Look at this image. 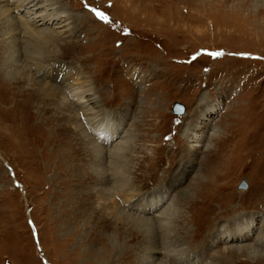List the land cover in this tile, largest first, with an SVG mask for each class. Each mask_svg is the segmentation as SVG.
<instances>
[{
    "label": "rangeland",
    "instance_id": "374dc122",
    "mask_svg": "<svg viewBox=\"0 0 264 264\" xmlns=\"http://www.w3.org/2000/svg\"><path fill=\"white\" fill-rule=\"evenodd\" d=\"M47 3L51 5L37 9L40 15L53 16V8L56 15H69L66 27L50 29V38L28 40V33L9 28L6 15L0 14V63L7 66L0 74V264H73L62 257L73 249L74 238L69 240V229L57 230L54 219L66 206L77 207L71 204L74 194L87 200V213L91 207L111 208L115 203L119 213L138 219L128 223L143 235H148L147 222L169 208L178 216L173 223L187 217L182 223L188 229L180 231L181 243L174 252L176 259L187 254L183 264H264L236 250L251 247L264 233V0ZM172 11L174 17L168 18ZM14 38L19 42L15 49L3 47L1 40ZM13 51L16 56H11ZM11 61L17 65V79L7 81L14 78ZM60 73L67 74V80L79 76L90 81L102 111V120L92 122L94 128L102 124L117 132L105 143L89 129L97 148L90 160L79 154L78 162L91 172V178L83 176L86 180L79 182L69 165L83 146L75 131L86 119L75 110L65 112L68 117L60 113L59 102L45 109V102L20 90L29 80L57 86ZM174 102L183 106L179 116L172 111ZM118 144L117 157L97 154L100 147L108 151ZM114 165L121 172L120 182L109 176L108 182L99 183L93 168L105 171V181ZM242 181L245 188H240ZM101 186L105 197L99 195ZM116 188L123 197L113 194ZM219 213L224 217H216ZM99 214L97 233L107 237L122 231ZM84 218L76 221L79 226ZM84 231L77 229L72 236L78 240ZM220 232L226 240L208 245ZM244 233L248 237L240 238ZM138 246L132 263L148 264L150 255ZM156 250L149 264H180L165 249Z\"/></svg>",
    "mask_w": 264,
    "mask_h": 264
},
{
    "label": "bare ground",
    "instance_id": "6f19581e",
    "mask_svg": "<svg viewBox=\"0 0 264 264\" xmlns=\"http://www.w3.org/2000/svg\"><path fill=\"white\" fill-rule=\"evenodd\" d=\"M47 1L48 0H4V2L0 3V14L1 15H6L7 18H5L6 19L5 21L7 22V24H9V26L7 25L9 28H10V26H12L13 28L16 27V30L17 29H22L23 32L28 33L27 34V35H29L28 40H31L32 41V40H36V39H39V38H50V37H53L54 36L53 33L50 31V29H52L53 27L55 28L57 26L58 27H60V26H65L66 27V25H67L66 21H67V19H69V15L68 14H66V15H63V14L56 15V14H54V12L57 9H55V8H53V12H52L53 16L50 15V14H42V15H40L41 13L39 14L37 12V9L39 8L38 10H40L45 5H48V4L51 5V3H47ZM201 4L202 3H200V5ZM209 5H211V4L209 3ZM172 7L173 6H168V9L173 10ZM173 13L174 12L172 11V15L171 16H167V17L168 18L169 17H174L173 16ZM200 15H202V14H200ZM21 19H23V20H21ZM49 25H51V26H49ZM9 31H11V29ZM65 31H66V28H65ZM17 33H19V32H17ZM199 33H202V32H199ZM13 34H16V33H13ZM23 39H24V37H23ZM1 41L3 42V47L4 48L5 47H8L9 45H12L13 48L15 49L16 44L18 45V43H19L18 40H16L15 38L13 40H11V41H4V40H1ZM16 51L17 52H20L19 51V48H17ZM16 55L17 54L14 51L11 53V56H16ZM32 55L33 56H32L31 59H33L32 61H35L37 59V58H35L36 57V53H32ZM14 59L16 61L17 58H14ZM11 64H9V66H10L9 70H11L13 72L14 78L13 77L12 78L11 77H7V79H9L7 81H10V80L12 81L17 76L16 69H15L17 67V65H15L12 61H11ZM34 64H38L37 61H35ZM6 68H7V66L3 67L2 64H1V66H0V74H1V70H3V69L6 70ZM23 69L24 68L19 69V70L21 71ZM24 78L25 77H23L21 79L23 81H25ZM60 79H62V82L59 83L57 86L56 85H51V84L49 85V84L45 83L46 85H48V86H46L43 83H38V82H36L34 80H29L30 82H28L27 84H25L26 82L24 83L26 87L23 86V87H21L20 90H21V92H24L25 93L27 91L24 90V89H27V90L30 91V93H33L32 95H33V97L35 99H38V100H41V101L45 102V104L42 106V107H45V109H48V107L46 106L48 103L51 104L53 102H59L58 103V110L60 111V113H63L64 115H66L67 113L65 114V112H68V111H73L74 112V110H75V113L76 114H77V112L78 113L80 112L79 115H81L82 118L84 117L86 119V124H85L86 126L85 125H82V123H81L82 126L80 124H78V126H77L78 127V130L75 131L76 134L80 135L79 138L82 141L83 146L81 147V149L78 148L79 150L75 151V153L71 156V161L72 162H71V165H69L70 170H72V175L74 176L75 180L77 182H79L81 180H86V179H83V178H91V174H90L91 172L89 173L87 171L86 167L83 166L80 162H78V156H79V154H82V158H84V159L87 158V160H90L91 159V156H90L91 153H93V155L95 156L94 152H95V149L97 148L96 147V144L92 140L89 139V133H90L89 132V129H91L92 131L95 130L97 133H94V132H92V133L97 134L100 137H102V139H103V141L105 143H107L109 141L112 142V139H113L114 135L117 134V132L116 131L114 132L113 130H111L110 128H108L106 126H103L102 124H100L98 127H96L99 130H97V129L94 128L95 126H93L94 123H92V122L95 121L96 119L102 120V117L99 116L100 115V112H102V111L97 109V104L101 100L99 99L100 95L99 96L96 95V93H95L96 91L93 90V87H92V85H91V83H90L89 80L88 81L87 80H81L79 78V76L76 79L67 80V74H65V73H60L59 74L58 80H60ZM25 97H27V96H25ZM89 103H93L96 107L89 106ZM50 107H51V105H50ZM95 108H96V110H95ZM45 109H44V111H45ZM155 111H156V109H154V112ZM25 112L27 113V111H25ZM66 116L68 117V115H66ZM153 119L155 120V123H158V121L156 120L157 119V116L153 115ZM96 122H97V120H96ZM144 123H145V120H144ZM56 130H58V129H56ZM56 130H54V131H56ZM71 131H73V130H71ZM109 131L110 132H113L112 133L113 135H111L109 133ZM143 131H144V129H143ZM189 131L191 132V127L190 128L189 127L187 128V133H189ZM45 134H46V132H45ZM58 134H59V131H58ZM63 134H65V132ZM66 135H67V133H66ZM74 136H76V135H74ZM186 137H187V134H186ZM259 138H261V136H259ZM40 139H39V142L41 141ZM98 139L100 140L99 137H98ZM47 141H49V139H47ZM62 141L63 140H61V142ZM72 141H73V139H72ZM42 142H43V140H42ZM99 142H101V140ZM58 143H60V142H58ZM121 145L122 144H120V145L118 144V145H116L114 147V149H111V150H108V151L105 150V149H103V148H101L99 146L100 149H99V152H97V154L100 153V154L106 155V157H108L109 155H111L112 157H117V156H119L121 154V151H119V149H120L119 147ZM30 148H32V147L30 146ZM62 158H63V156H62ZM64 158H65V156H64ZM82 158H80L81 161H83ZM31 159H33V158H31ZM58 159H59V157H58ZM55 162H57V161H55ZM111 163H113V162H110V164ZM65 164H66V162H65ZM95 165H96V163H95ZM109 167L111 169V166H109ZM113 167H114V169H112L111 175H108L106 177V180L107 181L106 180L103 181V179H102L103 178L102 176L105 173V171L103 169H102L103 171L101 172V170L99 168H97V167L96 168H93V170L97 172V174L95 176H98V178H100L99 183L105 184L106 182H108V179L107 178H109V176L112 177L111 179L113 181L118 182V183L120 182V179H118L117 176H119L121 174V172L116 169V166L115 165ZM90 168H91V165H90ZM185 168L186 167H184L183 170ZM85 175L87 177H85ZM145 175H146V173H145ZM179 178L181 179V177H178L174 182L178 181ZM87 181H89V180H87ZM242 184L244 185V187H242V185H241L240 188H245L246 187L245 181H242ZM141 185H139V186H141ZM24 186L25 185H23V188H24ZM139 186L137 188H139ZM119 189L120 188H118V189L116 188V191L113 194L117 193L119 195V197H123L124 193L121 194V192L119 191ZM188 189H190V188H188ZM98 191L100 193L99 194L100 196H104V197L106 196V193L107 192H106V190L104 188H102V186L99 188ZM77 195L78 194H74V197L71 198V204H75L77 207L72 206V205L66 206L65 207V210L58 212V218H55L54 219L55 220L54 227L57 230H60L61 228H63V229H69V234H68L69 240L73 241V238H74V241H73L74 242V244H73L74 247H73V249L67 251L66 254L63 255L62 259H68L69 263L73 262V264H133L132 263L133 259H136L134 250H138V249H135V248H137L138 244H140V246H138L139 249L141 248L145 252V254H149L150 255V256H148L147 259H145L146 262H148V264L149 263H153L152 261L155 259L154 258V256H155L154 253L157 251L156 250L157 248H159V250H160V248L161 249L163 248V249H165L163 251H166V253L169 255V257L170 256H172V257L174 256V259L177 258V257L175 258L174 252L177 251L176 249L180 246V243H181V239L179 238L181 236V235L179 236L180 231L183 230L184 233H185V231H187V229H188L187 228V224L186 223H184V224L182 223V222H185L186 221L187 217H184L183 216L182 219H181V223L179 222L178 224H175L173 222H177V219H175V217L178 218V216H175L174 217L173 216L174 210L173 209L172 210H169L170 209L169 208L168 210H165V211H162L161 213H159L158 216H155L156 219L152 220V222H150V221L147 222L146 225H148V230H147L148 231V235H143V234L137 232L136 230H134L133 228H131L130 227L131 225L128 223V219H133V220H138V219L135 218V217H132L131 215H128V214H121V213H119L117 211V209H116L115 203H111V205H112L111 208H110L109 205L108 206L101 205L100 207H91L90 212L87 213V212H84L85 209L83 208L84 205L88 203L87 200L85 201L84 198H79V197H77ZM184 195L185 196L190 195L189 194V191L187 192V194L185 193ZM129 198H131V197H129ZM258 198H261L262 199V197L256 196L255 197V200L258 199ZM92 199H93V197H92ZM186 201L188 203H190L189 198H187ZM89 203H92V202L89 201ZM65 204L67 205V203H65ZM56 206H58V205H56ZM88 208H90V206H88ZM102 211H105V213H103ZM151 211L148 210V213H150ZM169 211H171L172 214ZM99 212H100L99 215H101V216L104 215L105 216L104 218L108 220V222H105V223H108L110 225H114L115 227L117 225V228L119 227V230L122 229V231L118 232V234H116V235L115 234L112 235V236L109 235L107 237H106V234L103 235L99 231L97 233L96 230H98V227L97 226H99V224L97 223V220L95 219V217L98 215ZM177 212H178V210H177ZM214 212H216V211H214ZM84 216H86V218H84L85 219V222H84V224L82 226H79L78 222H76V221L78 219L80 220V218H83ZM221 216L224 217V215H221L219 213V215H217L216 217H221ZM142 221H148V219H143ZM82 228H83V230H85L84 231V234H80L79 239L76 240V237L77 236H75V235L72 236V234H73V232L75 230H77V229L81 230ZM108 229H110V228H108ZM236 230H238V229H236ZM244 231H248L249 232V231H252V230L251 229H249V230H243V232ZM144 232H146V231H144ZM122 235H123V238H122ZM239 236H240V238H242V236H243L244 239H246L248 237L247 233L240 234ZM226 237H229V238L233 237L232 239L235 238V236L229 235V234ZM256 237H255L256 240L253 241V244H251V247H249V245L248 246L241 245L242 247H245V248L238 247V248H236V250L240 251L242 254L243 253L245 254V252L248 253V254H246L247 256L250 255V254H253V255H255L254 258L257 259L259 262H261V261H264V233L261 231ZM207 239H208V237H207ZM220 239H222V233L221 232L219 234H215L214 238H212L209 241L208 245H210V244L213 245V242L214 243L215 242H218V241H220ZM222 240L225 241L226 239H222ZM248 250H250V251L248 252ZM223 251H225V250H223ZM229 252H230V250H229ZM162 253H165V252H162ZM227 254H229V253H227ZM233 258H234V256H233ZM176 260L180 264H183L182 261L187 262V254L184 257H182V255H181L180 258L178 257V259H176ZM145 264H147V263H145ZM185 264H189V263H185Z\"/></svg>",
    "mask_w": 264,
    "mask_h": 264
},
{
    "label": "water",
    "instance_id": "95a60500",
    "mask_svg": "<svg viewBox=\"0 0 264 264\" xmlns=\"http://www.w3.org/2000/svg\"><path fill=\"white\" fill-rule=\"evenodd\" d=\"M172 111L175 114H182L183 111V106L181 103L179 102H174L173 106H172ZM242 187H244V185L241 183Z\"/></svg>",
    "mask_w": 264,
    "mask_h": 264
}]
</instances>
